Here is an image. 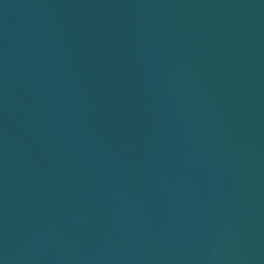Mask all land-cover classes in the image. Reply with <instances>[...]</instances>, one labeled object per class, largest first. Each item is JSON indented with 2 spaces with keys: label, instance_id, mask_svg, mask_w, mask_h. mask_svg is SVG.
Masks as SVG:
<instances>
[{
  "label": "water",
  "instance_id": "water-1",
  "mask_svg": "<svg viewBox=\"0 0 264 264\" xmlns=\"http://www.w3.org/2000/svg\"><path fill=\"white\" fill-rule=\"evenodd\" d=\"M0 264H264V0H0Z\"/></svg>",
  "mask_w": 264,
  "mask_h": 264
}]
</instances>
